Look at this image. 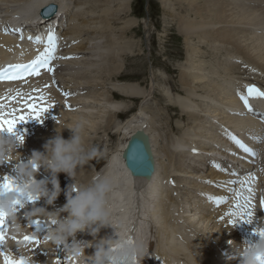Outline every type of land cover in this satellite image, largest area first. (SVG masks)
<instances>
[{
    "label": "bare ground",
    "instance_id": "bare-ground-1",
    "mask_svg": "<svg viewBox=\"0 0 264 264\" xmlns=\"http://www.w3.org/2000/svg\"><path fill=\"white\" fill-rule=\"evenodd\" d=\"M6 1H10L11 4L16 3L18 4V6L10 11L9 9L12 6L10 4V8L8 10H5V12L9 14L5 16L3 15L4 12H2L3 8L0 7V66L7 62L26 61L31 59L32 57L38 56L41 52H43L44 48L46 47V44L44 42H37L35 40V37L39 35L42 38V41H45L46 33H42V31L45 30H42L41 26L34 23L35 19L31 18L39 16L36 19L41 20L39 15L40 8L49 3H55L59 11L57 15L51 17L53 18L50 20V24L52 25L48 27L49 30H56V32L54 33L56 38L58 37L57 31L59 30L60 25L63 26L69 20V18L72 21L71 26L68 28L69 32L64 33V36L67 37L68 40L64 38L66 41L63 43H72L73 46L70 49V52L75 54L78 53L79 56L67 59L68 64L65 63L67 66H69V68L70 66L72 67L70 70L73 71V76L76 75L72 79L68 77V82H70V84L68 83V88L72 85L71 87H74L73 92H75L74 89L78 90L77 87H79L80 89L81 86L77 85H79L78 83L83 84V82L78 80L85 79L87 76H89V71L98 70L99 66L96 65H98L101 61H105L107 57L110 58L108 64H110L111 62L118 61L117 56L119 51H117L118 49L116 47V45H118V42H114L115 38L113 40H110V44L108 45L107 43L104 44V42L100 41L103 37V34L108 32L107 29H109L111 25V21L109 22L107 16L111 13L113 9L111 8L113 6L110 5L111 0H103V2L102 0ZM121 1L122 6H124L125 2H123V0H120V2ZM167 1L168 0H166V2ZM178 1L180 4L183 3L181 5L186 4L185 7H182L185 10L184 13H181L182 15H179L178 17V30L187 40V57L185 56L187 60L185 59V63L181 64L182 67H180L182 68V70L180 69L178 72V76L182 80V85L179 88L181 92L180 96L174 100H172V98L167 94L166 97L171 100L172 103L173 101L175 102V104H170L169 106L173 109L176 108L175 110H178L179 113L182 112L183 116L187 118L189 124L186 130L182 129L181 126L177 125H175V128H173L172 130L175 133H179L181 135L180 137H178V139L172 138L173 142H179V145L186 149L177 150L178 147L174 146V149L177 151H174L176 163L174 169L175 173H173V176L175 175L174 181L180 184L183 183V185L176 186V190H178L181 199L185 200L186 206L184 211L203 212L210 211L209 206H212L211 203H213L211 202V200L214 199L216 195L217 197L215 199L218 202L224 201L225 196H228V193L232 191L234 184H236L235 179L238 177V174H243L246 178L248 177V171L251 170V165L255 161H258V163H262V165L264 164V155H262V152L264 151V138H260V136L263 134L262 129H264V124H261L258 120L255 119V117L249 115V111L241 100V95L247 96L249 103H252L255 106H261L262 108H264L263 97L256 95H248V86L251 83L256 84V81L248 82V80V83L246 82V84L248 85L239 86V88H236L238 84L235 85L236 76L234 78L233 75H236V73H238L240 69L238 64L233 61L234 58L231 60H229L228 58L229 54L234 53L235 56L240 54L243 57L249 58L251 63L254 66L256 65L259 70H264V0ZM101 2L103 3L102 5ZM91 12H96L98 14V17H96L98 21L94 23L91 22ZM115 14L116 13H111V15L113 16ZM57 16L60 17V24L56 29L54 21L56 20ZM135 23L136 20L127 21L126 25H124L125 32L123 34L126 35L128 32L134 31L133 27L135 26ZM91 24H94V26H92ZM88 27L93 28L91 29L93 31L92 35H97L95 37H91V45L94 44V46L91 47H89V44L87 46V43H83V39L80 38L81 41L79 39L80 35L90 31ZM109 36L112 37L113 35L109 34ZM29 37H32L33 39H29ZM59 41L60 40H57V46H59ZM75 41H77L76 44ZM120 41L121 40H119V42ZM129 48L130 50H132V47ZM89 50H91L92 52ZM87 51L91 52L90 55L93 58L91 66L88 64V60L82 58L87 55ZM87 64L90 67H88ZM115 64L117 63H114L113 65ZM166 67L168 70H170V67ZM63 69L66 68L58 66L55 69V71L57 70V75H60L59 78H63L62 73L60 72ZM107 70L109 71L108 74H111L108 78L111 83L110 90L105 91L103 89V91H101L99 94L96 93L95 95L97 96L93 98L89 95L82 94L80 91L83 96L79 95L80 98L77 99L78 104L79 102L81 103L80 105H78L81 109H77L75 111L67 113L68 115H65V117H63L64 120H67V125L65 126L69 127V123L72 125L75 123L74 120L69 121L72 118L77 119V121H80L81 118L79 117L81 116L79 115L81 114H84L83 117H85V119L90 120L87 118V115H94L95 110L100 109L99 112L95 113L96 116L93 118V123H95L96 126L99 124V122L97 121V123L95 120L101 119L105 117V115L106 117L108 115L109 118L116 119L124 115V112L129 111L126 110L128 109V106L125 105V100L130 98H138L144 100L145 90L139 84L125 81L124 79L127 76L120 73V67L118 68L117 65L113 67L110 66L109 69L107 68ZM45 72L47 71L43 70L35 76H32L24 81L0 83V100L10 98V100L15 102L17 105L21 106L22 102H20V99L22 98L23 100V96H26V99L30 98L33 91H39L41 94H44L45 100L49 99V96L50 99L53 98V101L55 98L54 102H56V100H66V97H63L61 91L53 92L54 90L51 91L52 88L49 89L51 86L49 87L50 82L48 81V77H43ZM68 72L66 71V74ZM66 76L69 75L67 74ZM156 78L157 80L160 79L159 77ZM72 82H75L77 84L73 85ZM61 86L63 87V85ZM123 106H127L126 109L123 108ZM34 107L29 109L28 107L26 108L29 111L30 109L32 110ZM3 108L4 106L0 107V112L1 109L3 110ZM33 110L31 112H33ZM24 112L26 113V111ZM25 113L22 117H24ZM21 115L18 114L14 116L9 114L7 116L8 120L16 121L15 129L13 132L14 135H18V131L22 132L24 130H29L26 126L28 124H25L26 120H20ZM34 115L37 114L34 113ZM141 116L142 117L140 118L134 117V114H132L131 117H128L125 122H119L120 124H115V134H117L119 139L118 143H116L115 145L116 151L114 153L111 152V154H109V168L103 174L102 171L104 168L102 167L101 170L99 169V173L102 175H108L114 185V190L110 194L109 202L114 213L115 221L123 222L128 227L129 233L131 235L143 240L144 244H146V248H151L153 244V249L149 251L150 255H152L153 251H157L156 245L158 246V256L152 255L148 258L149 260L147 261V263L145 262L144 257L141 261V264H179L178 261H181L182 264H201L203 258H201L200 256L192 257V254H194L195 252L190 253L188 249L196 250V253H198V251H201L202 253L203 250V253L207 254V257L205 259L206 264H218V260L216 258H213L210 261H208L207 259L208 257H210L209 254L211 250H214L215 253L218 250L217 246H215L214 241L210 237L212 235L211 233H213L214 231L211 229V233H208L207 235L202 234L203 232L201 233L200 230L206 229L201 227L203 222L200 226V221H202L203 219L211 221V219L215 218V216H220L219 219L223 220L222 228L227 227L228 229H230L231 224L229 220L231 219V216L228 212L229 207H227L226 204L221 206V209L218 213L213 214V212H211L208 218L196 214L197 216H194V218L190 220L189 227L186 229L180 228V223L178 221L172 218H168V214L170 213V206L166 203V201L170 199L172 203L171 197L168 198L166 201H162V203L165 204H162L160 206V209H157L156 211L153 210V212L151 213V201L149 199V191H147V189H149V186L156 178L159 163L154 137L148 130V123L145 121V115L142 113ZM83 117L81 120L84 121L85 119ZM90 117L91 116L89 115V118ZM172 118H174V116ZM103 121L100 123L103 124ZM53 124H55V121ZM138 130H144L149 135L151 148L155 160L154 172L152 176H147L146 178L141 175L144 173L133 174L131 172V168L127 166L126 158L123 155L124 150L127 147L129 138ZM212 134H214V136H212ZM232 135L236 136L245 145L249 147H256L255 158L254 156L248 155L247 153L242 151L243 148L237 145L230 138V136ZM183 136L187 138H184ZM230 144L231 146H229ZM43 145L39 147L43 149ZM96 148L100 150L99 147ZM194 148L196 150L195 152L193 151ZM260 148H262V152H260ZM216 155H222L224 157L230 158L235 163L230 164L225 159L219 158ZM258 156H262L260 160H258ZM105 157L106 156L103 155L102 158ZM11 159L15 160L17 159V157H12ZM241 159L246 162L242 161L243 165H237L238 161ZM97 169L98 168H96V170ZM234 170L236 171L233 172ZM137 171L140 172L139 170ZM230 173H233V176H231ZM14 174L15 162L6 161L0 163V178L6 175L14 176ZM100 174L96 172V175ZM255 177L257 178V176ZM245 178L243 180H245ZM165 180L166 181L161 182V184L166 185L165 182H167L168 178ZM214 181L219 182L215 184ZM259 184L260 183L257 181V190H259L260 187L264 186V184H261V186ZM189 185H192L193 187H189ZM213 185H217L218 187L216 186L217 188L213 189V187H215ZM157 186L158 183L157 181H155L153 183L152 189L156 188ZM167 186L170 187L169 185H166V187ZM251 191L253 190L251 189ZM195 193L200 194V196L203 195L204 197L201 196L200 198V196H197L199 197V199L197 200L195 199V197H193ZM247 193H249L251 196V192L247 191ZM254 193L255 192H253V194ZM175 194L176 193L173 194V197H177V195ZM247 195L248 194H245V196ZM40 199L41 200H37L35 202V205H42L47 209L48 204L46 203L45 198ZM30 202L31 201H24V204L30 206L34 204V201L31 203ZM52 206L54 205L52 204ZM161 213L163 215L162 217H164L165 215L164 220L162 222H160L158 217L161 216ZM36 219L39 218L36 217ZM159 222L160 224H155ZM41 224L44 225V221H41ZM208 225L209 223L207 224V226ZM25 226H29V223ZM31 226H29L30 229H28L27 231L25 228H21L22 230L19 233L24 232V235H27L29 234V232L35 231L33 227L35 225ZM48 228V225L45 226V230L41 233V236H44L46 234ZM151 228H155V231L158 232V243L156 240H151L147 237V235H150ZM255 228L256 226L253 225V229ZM233 231L234 230H232V232ZM113 235L114 229L111 226H106L100 229V231L96 234L95 239L98 240L104 237H112ZM8 237H6L5 235L4 243L2 245L4 252L8 251L10 253L9 257L13 259H19L21 256H23L27 264L32 262V258L36 256V254L30 255L25 253L23 255H17L16 253H21V251H17L16 249H14V251H11V248H14L16 241L14 242V239H9ZM200 237L205 238L207 240L201 247L202 249L199 248L202 245V242L199 239ZM69 239L72 240V238ZM75 239L81 243H87L88 241L93 240L94 237L90 232L85 231L77 232L75 235ZM229 241L230 239L227 238L223 242V246L230 247L231 245ZM248 241H251V239H249ZM84 251V255H90L94 253L95 248L86 247ZM221 251H219L218 253H220ZM59 254H61L60 251ZM181 254H187V256L180 258ZM234 254V252H231V259H233ZM1 256L2 255H0V264H5V261L1 259ZM62 256H66L68 258L67 264H78V261L75 257H70L66 255V250H63L61 257ZM221 256H226V254H222ZM47 259L48 256L45 257L40 262V264H45ZM228 261L229 264H232L230 260Z\"/></svg>",
    "mask_w": 264,
    "mask_h": 264
},
{
    "label": "rangeland",
    "instance_id": "rangeland-1",
    "mask_svg": "<svg viewBox=\"0 0 264 264\" xmlns=\"http://www.w3.org/2000/svg\"><path fill=\"white\" fill-rule=\"evenodd\" d=\"M113 1L112 0L110 1L111 2L110 5L113 6V7H111V8H113L111 13H116V14L118 13V14L117 15L115 14L113 16L110 13L107 15L109 22L111 21L110 22L111 25H110L109 29H107L108 32L103 34V37L100 41L104 42V44L107 43V45H108V44H110V40H113L115 38L114 42H116V43L118 42L117 43L118 45H116V47L118 49L117 51H119L118 56H117V58H118L117 62H111L110 64H108V61L110 60V58L107 57L105 61L99 62V64H101V65H99V64L96 65V66L100 67V68L98 67V70L89 71L88 72L89 76H87L88 75L87 74L86 75L87 77L85 79H82V80L79 79L78 80V81L83 82V84L78 83L79 85H77V86H81L80 89H79V87H77L78 90L74 89L75 92H73L74 87L72 88L71 87L72 85L69 86V88H68V85L70 84V82H68L69 78L72 79L76 75L73 76L74 73L72 70H70L72 67L70 66V68H69V66L66 65V64H68L67 59L62 58V57H78L79 56L78 53H77L78 54L77 55L75 53L70 52V49L73 46L72 43L71 44L70 43H67V44L63 43L66 40H68V38L64 36V33L69 32L68 28L71 26V23H72V21L69 18V20L68 21L66 20L67 22L62 26V28L60 30V36H59L60 39L59 40L61 42L59 41V46L56 47V50H58V51H57V61L55 62V65H57V67L61 66L62 68H66V69H63L60 71L62 73L63 78H61V77L59 78L60 75H57V70L53 74H48L47 72H45L43 75V77L44 76L48 77V81L50 82L49 87L51 86L49 89L52 88L51 91L54 90L53 92L61 91V93L63 94V97H66L65 98L66 100H63V101L62 100H58V101L56 100V102H54L55 98L53 101V98L51 97L52 99H50V96H49L50 100L49 99L45 100V95L41 94L39 91H33L30 98H28V99H26V96H23L24 97L23 100H22V98L20 99V102H22V104L19 103V104H21V106L17 105L15 102L10 100V98H5V99L0 100V107L4 106V108H6V111H7V109L16 111L17 114H20V115L22 114L21 117L25 113L24 111H26V113L24 115L25 117L23 120H26L25 124H28L26 126L28 127L29 130L17 132L18 136L23 137V143L18 147V149H17L18 152L15 154L14 157H17V158L22 157V158H20L21 159L20 161L26 163V162H28L29 158L32 156V153L34 151H43L44 149H41V147H39V146L45 144V142H47L46 140H49L50 137H54L57 134V130L59 131L62 127L67 125V120H64L63 117H65V115H68L67 113H70V112L75 111L77 109L78 110L81 109L78 106L81 104L80 102L78 104L77 98H80L79 95L86 94V95H89L93 98V97L97 96V95H95L96 93L99 94L101 91H103V89L105 91L110 90L111 83H110V80L108 78L110 77L111 74L110 75L108 74L109 71L107 70V68L109 69L110 66L113 67V66L117 65V67L118 68L120 67V69H121L120 73L127 76L124 79L125 81L139 84L145 90L144 100H141L138 98H134V99L130 98V99L125 100V105L128 106V109H126L127 106L126 107L123 106V108H125L126 110H129V111L124 112V115H122L121 117H118L116 119L109 118L108 115L106 117V115H105V117L98 119V120H95L96 122L97 121L99 122V124L96 126H95V123H93L94 122L93 118L96 116L95 113L99 112L100 109L95 110L94 115L93 114L87 115V118L90 120L85 119V117H83L84 114L79 115V116H81L79 118L82 119V117H83L86 120V126H87L86 131H85V135H86L85 136V142L87 141L86 144L90 147H95V148L99 147L100 148V150H99L100 154L98 156L89 158L88 161L78 170L77 175L75 177V182H76V184H86V183L90 182L94 177L98 176V175H96V172H98V174H100L99 173L100 171L96 170L95 166L100 167V166H103L105 164L103 166L104 169L102 171V174L109 168V160H108L109 154H111V152L114 153L116 151L115 145L119 141L117 134H115L116 133V127H115L116 125L115 124L116 123L120 124L122 122H125L126 119H128V117H131L132 114H134V117L140 118V117H142L141 114L143 113L145 115L144 117L146 118L145 121L148 123V126H147L148 130L153 135L154 140H155L157 154H158V163H159L156 178L152 182V184L149 186V189H147V191H149L148 195H149V199L151 201V204H150L151 213L153 212V210L156 211L157 209H160V206L162 204L163 205L165 204V203H162V201H166L168 198L171 197L172 203H171L170 199H168V201H166V203L169 204V206H170V209H169L170 213L168 214L169 215L168 218H172V219L178 221L180 223V228L186 229L189 227V222H190V220H192V218H194V216L196 217L197 215H200L202 217L204 216V217L208 218V216H209V214H211V212H213V214H216L219 212V211L214 212L216 209V205L218 204V202L214 199L211 200V202H213V203H211L212 206H209L210 211L185 212L184 211L185 206H186L185 200L181 199V197L179 196L178 190H176V186L183 185V183L180 184V183L174 181L175 175L173 176V173H175L174 169H175V163H176L174 151H177L179 149H182V150H186V149L184 147L180 146L179 142H177V143L173 142L172 138L178 139V137H180L181 135L179 133L178 134L175 133L172 130H173V128H175V125L181 126L182 129L186 130L189 122H188L187 118L183 116L182 112L179 113L178 110H175L176 108L173 109L172 107L169 106L170 104H175V102L173 101V103H172L171 100H169L166 97V94L169 95L172 98V100L178 98L181 94L179 88L182 85V83H181L182 80L179 78L178 72L180 69L182 70L181 64H184L185 61L187 60V58H186L187 57V55H186V48H187L186 41L187 40L184 38V36L178 30V17H179V15H182L184 13L185 10L182 7L183 6L185 7L186 4L181 5L183 3L180 4L178 0H168L167 2H166V0H123V2H125L124 3L125 5L122 6V4H121L122 1L121 2H120V0H113ZM102 2H103V0H102ZM102 2H101V5L103 4ZM10 4H11L10 1L0 0V7L4 9V10L2 9V12H4L3 13L4 16L9 14V13L5 12V10H8L10 8L9 6L12 5L11 8L9 9L10 11L18 6V4H16V3H13L11 5ZM2 5H3V7H2ZM113 10H114V12H113ZM90 14L92 15V16L90 15V17H92V19H91L92 23L98 21V19L96 18V17H98V14L96 12H93V13L91 12ZM110 17H112V18H110ZM126 20L127 21L136 20V23H135V26L133 27L134 31L128 32L125 35L123 33L125 32V28H124L125 26L124 25H126V22H127ZM91 25L94 26V24H91ZM88 29L90 31L85 33L86 35L85 34L80 35L79 39L80 38L83 39L82 42L87 43V46L89 44V47H91V46H94V44L91 45V43H92L91 37H95L97 35H92L93 31L91 29H93V28L88 27ZM109 34H112L114 37L109 36ZM81 39H80V41H81ZM118 39L121 41L119 42ZM77 41H79V40H77ZM77 41H75V44L77 43ZM130 44H131V46H130ZM126 47H128V48H126ZM129 47H132L131 48L132 50H130ZM89 51H91V50H89ZM89 51H87L86 52L87 55H85L82 58L88 60L89 63L88 62L87 63L91 66V62H92L93 58L90 55V53L92 51L91 52H89ZM232 55H234V56H232ZM238 55L235 56L234 53L228 55L229 60L234 58L233 61L236 64H238L239 69H240L239 70L240 72L238 71V73H236V75H233L234 78L236 76L235 85L238 84V86H236V88H239V86L248 85V84H246V82L249 80L248 82L256 81L257 82L256 85L259 88H261L262 91H264V88H263L264 87V70H259L256 65L254 66L251 63L249 58L243 57L240 54H238ZM114 63H117V64L113 65ZM89 65H88V67H90ZM166 66L170 67V70H168ZM66 71L67 72L69 71L67 73L69 76H66L67 75ZM156 77H159L160 79L157 80ZM88 78H90V79H88ZM75 80H76V78H75ZM95 80H97V81H95ZM65 81H67V82H65ZM66 83H67V85H66ZM72 83H73V85L77 84L75 82H72ZM61 85H63V87ZM82 86H84V87H82ZM171 86L173 87V89ZM80 91L82 94L80 93ZM65 93H70V94L65 95ZM47 94H48V92H47ZM73 96H75V97H73ZM105 98H107V97H105ZM119 100H121V99H119ZM16 102H18V101H16ZM23 102H25V103H23ZM62 103H64V104H62ZM64 105H65V107H64ZM26 107H28V109L34 107L33 108L34 110L32 109L33 112H31L32 111L31 109L28 111V109ZM24 109H26V110H24ZM40 109H44V111H40ZM64 111L65 112L68 111V112L65 113ZM22 112H24V113H22ZM38 112L40 113L39 116L34 115V113L37 114ZM89 115L91 116L90 118H89ZM173 116H174V118H172ZM71 120H74L75 122L77 121V119H73V118L70 119L69 121H71ZM54 121H55V124H53ZM102 121H103V124L100 123ZM58 125H59V127H58ZM68 125H69V127L72 126V124H70V123ZM223 126H224V123H223ZM57 127H58V129H56ZM64 129L60 132V134L63 136V138L68 139L72 135L71 130L68 128H64ZM63 132H65V133H63ZM262 133H263L262 135L264 136V129H262ZM212 136H214V134H212ZM183 137L187 138L185 136H183ZM210 139H212V138H210ZM263 145H264V142H263ZM174 146L178 147V149L175 150ZM229 146H231V144ZM37 148H40V149H37ZM263 150H262V148H260V152H262ZM101 152H102V155H105L106 157L101 158L99 160ZM215 154H217V153H215ZM262 155H264V151L262 152ZM217 157L223 158L231 164L235 163L234 161H232V159L224 157L222 155H219ZM261 157L262 156H258V160H260ZM256 170H257L256 172H253V175L255 174V176H257V172H259V176H260L262 182H261V180H258V182L260 183L259 185L261 186V184H264V164L262 165V167H258ZM102 174H100V175H102ZM37 176H36L37 179H44L46 174L43 172H37ZM167 178H168V180H167V182H165V184L169 185L170 187H168V186L166 187V185L161 184V182L166 181L165 179H167ZM253 178H256V177H253ZM58 179H59L61 189L63 188L62 190L66 189L68 185H70L74 182L73 178L64 172H61L58 174ZM155 181H157L158 186L156 188L152 189L153 183ZM218 182L219 181H216V182L214 181L215 184H217ZM220 182H222V181H220ZM213 186H215V187H213V189L218 187L217 185H213ZM49 187H51V185H49ZM189 187H193V186L189 185ZM208 187H212V186H208ZM238 187L241 189L245 188L244 193L248 194L247 197H249L248 208L250 207L249 210H251V208L253 207V200L255 198L254 197L255 193L253 194L254 196L252 197V194L250 196V194L247 193V190H246V188L250 189V191H251V189L253 190L251 184L250 183H248V184L238 183ZM259 189H262V188H259ZM232 190H233V188H232ZM147 191H146V193H147ZM257 191L259 192V190H257ZM62 192H64V191H62ZM251 192L253 193V192H255V190H253ZM174 193H176L175 195H177V197H173ZM197 196H200V194L195 193L193 195V197H195V199L198 200L199 197H197ZM201 196L204 197L203 195H201ZM201 196H200V198H201ZM232 196H234V195H232ZM216 197H217V195L215 196V198ZM177 198H178V201H177ZM39 200H41V199H39ZM31 202H33V201H31ZM35 202L36 201H34V204H32L31 206L27 205V208L31 209L35 205ZM65 202H66V197L60 193V195L57 197V199L53 202L54 206H52V204L50 206L48 205L47 210L48 211H54L56 209H59L60 207L63 206V204ZM222 205H225V204L222 203ZM231 205H232V203H230L229 205L226 204L227 207H230ZM35 206H38V205H35ZM39 206L43 207L42 205H39ZM171 211H172V213H171ZM262 211H264V210H262ZM62 215H64V214L62 213ZM18 216H19V223L21 225V228H25L26 231L28 229H30V227L25 226V225L30 223V221L32 219H36L35 216H31L30 214H26L25 210L18 211ZM38 216L40 217V215H38ZM162 216H163L162 213H161V216H158L160 222H162L164 220L165 215H164V217H162ZM200 216H198V217H200ZM219 218H220V216H218V217L215 216V218H212L211 221L205 220V219L200 221V226H201V223L203 222L201 227L206 229V230H200V228H199L200 232L201 233L203 232L202 234L207 235L208 233H211V229H212L214 232L211 233L212 235L210 237L214 241L215 246H217V248H218L216 253L214 252V250H211V252L209 254L210 257H208L207 259H208V261H210L211 259L216 258L218 261L221 262V264H223V262H226L227 259L229 258L228 260H230V262L232 264H239L241 257L237 256L238 255L237 249H238L239 245H241L242 243L247 241V238L243 237L242 242L241 241L239 242L238 241L239 238H235L236 236H234L232 230L229 231L230 235H228V236H224V233L218 232L217 227H219L220 221H222L221 225L223 227V220L219 219ZM44 219L47 222H45V220H43V219H39V220L44 221V226H47V225L50 226V224H51L50 221H52V217L48 216L46 218L44 217ZM216 219H218L220 221H217L218 223H216L215 222ZM234 219L236 220V222L233 224L234 225H240V223H241L239 221L240 219L238 217H235ZM230 220H229V222H230ZM160 222L155 223V224L158 225V224H160ZM193 223H196V222H193ZM208 223H209V225L207 226ZM230 226L233 227L232 225H230ZM31 228H32V226H31ZM225 228H227V227H225ZM153 229L151 228L150 235H149L150 237H148V238L151 240L154 239L157 241L158 232L155 231L156 230L155 228H153ZM32 232H35V231H32ZM32 232H29V233H32ZM246 233H247V230L245 231V234ZM5 235H6V237L10 236V237H8L9 239H13V237H15L16 233L13 234L9 230V226H8V228L5 231ZM24 236H25L24 232L23 233H17L18 240H15L16 242L14 241L16 247H21L23 245L22 244V238ZM227 238H229L230 241L235 239L234 242L230 244L231 245L230 247L223 246L224 245L223 242ZM199 239L202 242V245L199 247V248H201L207 240L205 238H202V237H200ZM69 243H71V242H69ZM157 243H158V241H157ZM57 246L55 248V256L56 257L54 260V264H65L66 260L63 261L61 256H59V250H60V253L62 254L63 250H66V249L64 248L63 244L57 245ZM42 250H44L45 253H42V256L39 257L40 261L48 256V252L45 251L44 245H42ZM156 250L158 251L157 245H156ZM221 250H223V251H221ZM11 251H14V248L13 249L11 248ZM157 251H153L152 255L158 256ZM188 251L190 253L191 252H195V253L197 252L196 250H193V249H188ZM219 251H221V252L218 253ZM231 252L235 253L233 256V259H231ZM195 253L192 254V257H197V256L199 257L200 256L201 258H203V256H204V259H206V257H207V254H204L203 250H202V253H201V251H198V253H196V255H195ZM222 254H226V256H221ZM185 256H187V254H183V255L181 254L180 257H185ZM227 264H229V263H227Z\"/></svg>",
    "mask_w": 264,
    "mask_h": 264
},
{
    "label": "clouds",
    "instance_id": "clouds-1",
    "mask_svg": "<svg viewBox=\"0 0 264 264\" xmlns=\"http://www.w3.org/2000/svg\"><path fill=\"white\" fill-rule=\"evenodd\" d=\"M65 127L72 133L68 139L60 134ZM86 127V122L80 120L71 127L64 126L57 130V134L43 145L44 150L34 151L26 163L21 162L20 158L11 159L18 152L23 140L4 128L0 130V163L15 162L13 177L18 184L17 192L24 201H29V196L31 201L45 198L46 203L51 205L64 191L66 202L54 211L35 205L28 209L24 204L26 214L45 218L51 216L52 221H55L42 237V244L48 252L45 264H54L55 248L61 244L66 249V255L75 257L78 264H141L142 259L149 255V248L145 247L140 238L130 236L129 229L123 222L115 221L109 202L110 194L114 190L111 178L108 175H98L86 184L75 182L78 170L89 158L99 155L97 148L90 147L85 142ZM40 168L46 173L44 179L36 178ZM61 172L68 174L74 181L64 190L61 189L58 179ZM17 192L0 196V211L7 214L9 230L13 234L22 230L18 213L14 211L18 207ZM106 226L114 229V235L95 239L100 229ZM260 229H264V217H259L254 229L258 238L238 246L240 264H261L264 261V235L260 234ZM85 231L90 232L94 239L87 243L77 241L76 233ZM69 238H72L71 243L68 242ZM86 247H94V253L84 255Z\"/></svg>",
    "mask_w": 264,
    "mask_h": 264
},
{
    "label": "snow or ice",
    "instance_id": "snow-or-ice-1",
    "mask_svg": "<svg viewBox=\"0 0 264 264\" xmlns=\"http://www.w3.org/2000/svg\"><path fill=\"white\" fill-rule=\"evenodd\" d=\"M29 39H33L32 37H29ZM35 40L37 42H45L42 41V38L38 35L35 37ZM46 47L44 48L43 52H41L32 62L28 64L23 65H11L8 66L6 69H0V80L2 79H13L20 76L22 73H33L38 74V68L39 67H48L50 62L56 58L55 52L57 47V38L55 37L54 32L49 31L47 34L46 39ZM65 59H69L72 57H62ZM49 71H53L52 68L48 67ZM248 95H256L264 97V91H260L259 89L255 88V86H248L247 88ZM65 95H69V93H65ZM241 100L243 101L244 105L249 109H251V105L248 102L247 96L241 95ZM40 111H44V109H40ZM37 116H39V112L37 113ZM24 117H20V120H23ZM7 125V129L9 132H14L15 129V120H3L0 121V130L4 129L3 125ZM230 138L241 148L244 149V151L251 153L252 155H256L255 151L245 145L242 141H240L236 136L232 135ZM19 139L22 141L23 137L20 136ZM259 139V138H256ZM195 152L196 150L193 149ZM131 160H133L137 164H142L145 160V154L143 151V142L138 140L136 144L132 145V150L130 154ZM244 182H242L243 184ZM18 184L16 183V180L13 176H3L0 178V196L4 195L5 193H13L17 192ZM247 191L250 192V189H247ZM236 196L238 197L237 203L235 205V211L230 213L229 215H233L236 217H239L241 220H248L251 222V219L253 217V213L248 208L249 203V197L244 195V189L236 193ZM29 201H31V197L29 196L27 198ZM16 204L18 205L17 208H14V211L18 213V209L24 207V199L21 198V195L17 192L16 196ZM247 217V219H245ZM7 218V214L0 211V255H4L3 250V243L5 239V230L6 226L9 224V221ZM231 223H235L236 220H231ZM50 223H55V221H50ZM35 225L37 228L41 225V221L39 219H32L29 223V226ZM260 234L264 235V229H260ZM15 239V237H13ZM24 241H30L34 240V236H24ZM4 261L5 264H27L24 257L21 256L19 259H10L7 255H4ZM261 264H264V261L261 262Z\"/></svg>",
    "mask_w": 264,
    "mask_h": 264
},
{
    "label": "water",
    "instance_id": "water-1",
    "mask_svg": "<svg viewBox=\"0 0 264 264\" xmlns=\"http://www.w3.org/2000/svg\"><path fill=\"white\" fill-rule=\"evenodd\" d=\"M56 10H57V5L55 3H52L50 6L43 8L42 15L52 16L56 12ZM138 140L143 142V149L146 150V152H145L146 153L145 165L148 167L147 172L150 171V173H148L147 176L150 177V176H152V173L154 172L155 160H154V155H153V151L151 148L150 137L144 130H138L135 134H133L129 138L127 147L124 150L123 155L126 158L127 166H129L133 172L136 171L137 165L133 160H131L130 154H131V150H132V145L136 144V142Z\"/></svg>",
    "mask_w": 264,
    "mask_h": 264
}]
</instances>
